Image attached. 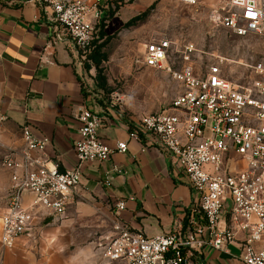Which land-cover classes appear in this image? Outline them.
I'll return each mask as SVG.
<instances>
[{
	"label": "built area",
	"instance_id": "2783aa9c",
	"mask_svg": "<svg viewBox=\"0 0 264 264\" xmlns=\"http://www.w3.org/2000/svg\"><path fill=\"white\" fill-rule=\"evenodd\" d=\"M47 13L63 28L72 42L80 64L101 41L100 24L106 0H25ZM196 4L198 0H180ZM221 23L236 34L264 37V0H230ZM170 41L147 44L144 62L148 67L169 72L181 86V93L168 109L129 122L130 136L154 135L173 154L196 194L190 214V232L176 226L153 237L132 231L116 221L102 238L107 259L118 264H191V251L204 245L226 250L238 230L246 231L243 247L245 264H264V62L254 72L261 77L249 89L236 86L224 74L227 59L215 57L205 72H196L191 63L195 52L187 45L182 65L168 64ZM79 138L75 141L78 164L60 171L31 155L43 151L48 139H38L30 125L23 128L26 148L21 160L6 166L22 170L12 177L13 186L6 212L1 219L0 244L15 247L23 236L35 235L49 216H63L82 181L85 162H104L117 151L125 153L128 143L113 147L99 135L102 119L89 107L79 116ZM242 161L243 166H237ZM36 165L34 170L30 165ZM119 172V171H118ZM29 196V203L25 197ZM232 202L231 225L222 226L227 201ZM126 201L116 204V211ZM193 227V228H192Z\"/></svg>",
	"mask_w": 264,
	"mask_h": 264
},
{
	"label": "crops",
	"instance_id": "0c3cea01",
	"mask_svg": "<svg viewBox=\"0 0 264 264\" xmlns=\"http://www.w3.org/2000/svg\"><path fill=\"white\" fill-rule=\"evenodd\" d=\"M80 63L70 38L44 9L25 0H0V117L22 131L28 124L38 139H48L43 151L33 150L31 155L48 166L57 164L60 171L75 168L79 161L74 145L84 107L100 115L99 135L106 143L113 147L119 141L128 143L125 153L116 151L107 161L85 162L81 184L65 214L46 217L35 235L23 236L11 249L0 244V264H48L28 251L34 244L43 249L50 241L61 243L63 226L55 228V234L48 233L43 225L47 220H51L48 225H53L65 219L61 224L65 226L81 216L97 218L104 213L110 229L119 221L149 237L168 233L176 226L185 234L191 230L189 219L196 207V194L175 157L154 135L140 133L137 138L131 137L128 123L138 122L143 116L125 115L104 101ZM179 87L173 100L181 93ZM7 147L11 150L6 161L21 160L26 148L23 134H13ZM36 168L30 165L31 170ZM5 169L11 189L13 175L22 170ZM29 199L25 197L26 204ZM120 201H126V208L116 211ZM6 208L0 215V232ZM231 208L229 200L222 226L231 225ZM246 238V231L238 230L235 242L226 250L210 245L194 249L191 264L192 258L196 264H245Z\"/></svg>",
	"mask_w": 264,
	"mask_h": 264
},
{
	"label": "rangeland",
	"instance_id": "374dc122",
	"mask_svg": "<svg viewBox=\"0 0 264 264\" xmlns=\"http://www.w3.org/2000/svg\"><path fill=\"white\" fill-rule=\"evenodd\" d=\"M229 1L198 0L196 4H188L180 0H106L103 7L105 36L99 43H105L102 52L107 60L102 67L108 88L99 86L97 70L92 67L93 72L87 71L94 91L129 116H145L169 108L180 91L179 82L169 72L148 67L144 62L146 45L162 40L172 44L168 64L174 69L182 65L185 47L193 45L191 63L196 72H205L215 57H222L227 59L223 67L225 76L239 88H251L261 79L253 67L264 62V37L241 36L221 23ZM88 62H83L84 68ZM13 134L19 137L23 131L0 117V215L7 206L11 190L5 166L11 150L7 143ZM64 220L53 225H48L51 220H47L43 224L48 233L54 234L55 228L63 226L64 236L61 243L56 244L48 239L50 242L43 249L34 244L28 249L33 258L48 264H118L107 259L103 252L101 237L110 229L104 213L97 218L84 215L68 221L65 226L61 225Z\"/></svg>",
	"mask_w": 264,
	"mask_h": 264
},
{
	"label": "trees",
	"instance_id": "16d2710c",
	"mask_svg": "<svg viewBox=\"0 0 264 264\" xmlns=\"http://www.w3.org/2000/svg\"><path fill=\"white\" fill-rule=\"evenodd\" d=\"M113 15H114V12H111L110 16H113ZM105 26H106L105 19H102V22L100 24V38L101 39L103 38V36H105V32H104ZM104 46H105V43H99V41L95 42L94 49L87 56V59H86L87 61L91 63L89 62L86 63L85 68L86 70H91L92 67H95V69L97 70L96 80L98 81L99 86L103 89H107L108 82H107V78L105 74L103 73V67H102V63L105 60H107V55L102 52V49Z\"/></svg>",
	"mask_w": 264,
	"mask_h": 264
}]
</instances>
